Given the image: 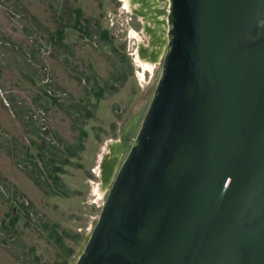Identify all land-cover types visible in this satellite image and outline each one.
Masks as SVG:
<instances>
[{"label": "water", "instance_id": "95a60500", "mask_svg": "<svg viewBox=\"0 0 264 264\" xmlns=\"http://www.w3.org/2000/svg\"><path fill=\"white\" fill-rule=\"evenodd\" d=\"M169 2L153 101L74 264H264V0Z\"/></svg>", "mask_w": 264, "mask_h": 264}, {"label": "rangeland", "instance_id": "374dc122", "mask_svg": "<svg viewBox=\"0 0 264 264\" xmlns=\"http://www.w3.org/2000/svg\"><path fill=\"white\" fill-rule=\"evenodd\" d=\"M138 6L0 0V264H74L83 254L163 71L160 35L149 33L155 62L139 58L153 49ZM134 119L108 176L112 147ZM81 128L84 148L71 158Z\"/></svg>", "mask_w": 264, "mask_h": 264}, {"label": "flooded vegetation", "instance_id": "af4514ba", "mask_svg": "<svg viewBox=\"0 0 264 264\" xmlns=\"http://www.w3.org/2000/svg\"><path fill=\"white\" fill-rule=\"evenodd\" d=\"M130 1H133V3L135 2L137 5H139L138 7L139 8H137V9H139V10H136V14H138L139 15V18L141 19V17H142V19H143V23H144V31H145V33H147L148 35H149V37H150V34L149 33H152V35L153 36H156V35H160L161 37H163L162 35V32L158 29V27H160V26H158L157 27V25L151 20V16H155V17H158V18H161L162 19V21H164V16H162V15H158V13H157V11L158 10H161V9H163L164 7H165V3L164 2H161L160 0H157L158 1V4L157 3H155L156 2V0H130ZM138 1H139V3L140 4H138ZM154 3V4H153ZM145 4H147L146 6H145ZM150 5V6H149ZM142 7V8H141ZM141 11V12H140ZM149 13V14H148ZM151 20V21H150ZM149 21V22H148ZM148 22V23H147ZM146 23V24H145ZM153 23V24H152ZM146 25L148 26L147 28H146ZM163 27V26H162ZM150 28H151V30H150ZM163 29H164V27H163ZM157 37V36H156ZM153 38V37H152ZM151 37H150V40H151V45H152V49H153V53H148L147 52V50H145L144 51V53H146L145 55H143L142 53V58H146L147 59V61H149V62H155V59H156V57L158 56H153V54L155 55L156 53H155V49L153 48V39H152ZM155 39V38H154ZM157 41H158V46H159V44H160V42H159V40H158V38H157ZM164 54H165V51H164ZM166 55V54H165ZM163 58H165L164 56L162 57V59ZM145 59V60H146ZM153 59V60H152ZM162 61V60H161ZM117 151V150H116Z\"/></svg>", "mask_w": 264, "mask_h": 264}, {"label": "bare ground", "instance_id": "6f19581e", "mask_svg": "<svg viewBox=\"0 0 264 264\" xmlns=\"http://www.w3.org/2000/svg\"><path fill=\"white\" fill-rule=\"evenodd\" d=\"M149 1V0H148ZM152 1V0H151ZM154 1V0H153ZM152 1V2H153ZM161 2H164L165 3V7L163 8V9H161V10H158L157 11V13H158V15H162V16H164L165 18H164V21H162V19L161 18H158V17H155V16H151V20L154 22V21H156V24L157 23H159L160 25H161V28L163 29V27H164V32H165V35H164V37H162V40H163V46H165L164 48H162V53L166 50V47H167V44H168V23H167V20H168V18H167V16L166 15H164L163 14V12H164V9L166 8L167 9V11H168V8H169V6H170V2H169V0H160ZM127 2V1H126ZM136 2V1H135ZM137 3V2H136ZM135 3V4H136ZM138 3H139V1H138ZM155 3H157L158 4V1L156 0V2ZM154 4V3H153ZM147 4H145V6H146ZM150 6V5H149ZM139 8V7H138ZM142 8V7H141ZM137 10H139V9H137ZM141 12V11H140ZM149 14V13H148ZM142 18V17H141ZM143 20V19H142ZM150 20V21H151ZM149 22V21H148ZM147 22V23H148ZM155 23V22H154ZM146 24V23H145ZM153 24V23H152ZM163 26V27H162ZM148 26L146 25V28H147ZM150 30H151V28H150ZM139 52V51H138ZM141 52V51H140ZM140 55V54H139ZM142 55V54H141ZM139 58H140V60L142 61V63H148L149 61H147V59H146V61H144L140 56H139ZM153 60V59H152ZM153 63V62H152ZM149 64H150V62H149ZM127 132V130H124V132H123V134H122V137H121V140L119 141V142H117V143H115L114 145H113V147H112V157H111V159H110V161H109V164H110V166L107 168V171H106V173H107V175L108 174H110L112 171H113V169H115L114 168V166H116V164H117V162L119 161V158L121 157V155L123 154V152L125 151V147H126V145L128 146V142L126 143V144H124V141H123V136L125 135V133ZM125 145V146H124ZM117 150V151H116ZM111 151V150H110ZM109 176V175H108Z\"/></svg>", "mask_w": 264, "mask_h": 264}, {"label": "trees", "instance_id": "16d2710c", "mask_svg": "<svg viewBox=\"0 0 264 264\" xmlns=\"http://www.w3.org/2000/svg\"><path fill=\"white\" fill-rule=\"evenodd\" d=\"M62 35V33H60ZM88 34V33H87ZM90 36V35H89ZM102 40L108 43H112L111 36L108 31H104L102 33ZM98 97H103V90L101 89L99 93L96 94ZM87 137L86 131H84L83 128L80 129V138L78 139L77 143L75 145H72L71 147L67 148V153L69 154V157L74 158L77 156V154L84 148L83 142ZM61 170L60 168H56L55 171ZM57 181L58 178H55ZM73 251L71 250V253Z\"/></svg>", "mask_w": 264, "mask_h": 264}]
</instances>
